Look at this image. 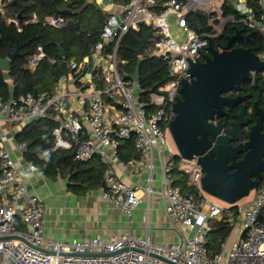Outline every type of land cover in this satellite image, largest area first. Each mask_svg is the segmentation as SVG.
I'll return each mask as SVG.
<instances>
[{"label": "built area", "instance_id": "built-area-1", "mask_svg": "<svg viewBox=\"0 0 264 264\" xmlns=\"http://www.w3.org/2000/svg\"><path fill=\"white\" fill-rule=\"evenodd\" d=\"M12 0H0V12ZM261 14L256 16L247 0H234V7L245 16L250 29H259L264 37V0H257ZM119 15L110 14L103 27L101 40L91 53L82 59L71 60L70 71L62 75L53 95H26L3 101L0 97V255L12 264H169L157 257H164L174 264H264V183L253 198L246 203L229 205L212 200L202 188L204 172L195 156L187 160L177 156L169 142V127L176 112L173 107L180 95L182 81L189 78L193 62L209 53L208 46L230 21L222 17L219 0H128L121 5ZM201 12L214 26L215 33L194 30L188 16ZM217 14L215 17L214 15ZM176 18L185 32L184 42H179L170 32L169 20ZM220 22L215 25V20ZM36 15L25 24L37 22ZM10 23L22 27L16 18ZM46 23L56 29L65 25L62 15L50 16ZM142 26L153 30L148 41V53L161 59L169 68L170 78L155 91L144 94L140 82L126 77L120 65L128 64L118 57L119 44L130 31ZM146 48V47H145ZM264 60V52L260 55ZM46 58L42 47L28 57L26 68L36 70ZM54 64L55 61L53 60ZM73 84L68 90L67 84ZM70 105L71 107H68ZM49 117L57 126L53 131V150L70 151L76 162L93 158L104 165L102 198L118 207L126 216L128 229L110 239L100 237L59 242L45 237L44 217L46 204L28 193L16 162L8 148L10 137L2 131V123L21 127L35 120ZM135 137L138 157L130 165L138 176L146 171L148 186L126 185L115 173L119 144ZM25 151L27 145H19ZM164 153L162 186L153 188L155 156ZM176 157L180 158L178 166ZM177 166L190 192L175 186L173 171ZM32 171L37 170L30 165ZM150 198L159 194L164 200L165 211L181 237L179 244L160 245L149 236L150 211L146 214V235L137 236L130 231L134 211L142 195ZM20 219L25 229H19ZM225 221L236 230L230 244H222V251L210 257L207 236L211 222ZM228 241V240H227ZM113 254L88 257L84 254Z\"/></svg>", "mask_w": 264, "mask_h": 264}, {"label": "trees", "instance_id": "trees-1", "mask_svg": "<svg viewBox=\"0 0 264 264\" xmlns=\"http://www.w3.org/2000/svg\"><path fill=\"white\" fill-rule=\"evenodd\" d=\"M128 1V0H123ZM162 3L169 0H156ZM221 1L222 17L230 19L221 34L213 39V46L222 49L228 42L229 37L243 30L246 36L253 32L249 39L243 37L234 42V47L250 49L251 52L262 55L264 52V37L259 29H250L245 23V16L234 7V0ZM247 4L253 8L259 17L262 10L257 0H247ZM68 11L63 14L65 25L56 29L46 23L50 16H58V11ZM36 15L37 22L25 24ZM215 17L217 14L214 15ZM10 18H16L22 31L18 26L10 23ZM108 14L104 12L95 0H12L6 4L5 12H0V57H7L13 53L19 44L21 55L11 62L8 75L14 82V97L26 95H40L42 93L51 95L54 92L56 81L67 74L69 63L72 59L78 61L89 55L92 48L101 40V33L107 21ZM189 25L199 33H215L214 26L209 24L208 17L196 13L188 16ZM220 20H215L217 25ZM142 26L139 31H130L119 44L118 57L120 60L128 61L126 65H120V71L124 74L134 73L138 61L135 49L138 48L139 40L148 30ZM59 45L65 51V56H59ZM39 47L46 53L37 69L32 71L26 68L27 59L33 55ZM145 60L141 66L140 85L144 94H149L154 87L163 86L170 78L169 68L161 59L151 57L148 53V45L144 50ZM55 61L53 64L52 61ZM259 82L264 87L263 77L258 74ZM248 87V81L243 83ZM0 93L5 100L8 99L9 88L5 80V74L0 71ZM4 100V101H5ZM9 100V99H8ZM6 100V101H8ZM57 123L49 118H41L26 125L17 134L19 144H31L30 150L25 153V159L36 165L47 176H67L70 174L71 188L76 190L100 189L104 174V166L93 158L87 162H76L73 156L66 150H53L55 140L53 131ZM65 156L59 161V167H55L58 156ZM118 156L122 162H131L138 157L135 150V137L123 140L119 144ZM174 185L181 188L183 192H190L182 178L180 171L175 168ZM264 183V180L259 186ZM258 186V187H259ZM257 187V188H258ZM0 199V207H1ZM211 230L207 236V245L210 257H214L222 251V244L227 242L234 231V227L225 221L211 222Z\"/></svg>", "mask_w": 264, "mask_h": 264}, {"label": "water", "instance_id": "water-1", "mask_svg": "<svg viewBox=\"0 0 264 264\" xmlns=\"http://www.w3.org/2000/svg\"><path fill=\"white\" fill-rule=\"evenodd\" d=\"M68 11H58L63 15ZM196 14H202L196 12ZM238 30L235 35L229 37L227 44L221 49H216L210 42L208 51L191 64L189 78L182 81L180 89L181 97L174 104L175 119L169 127L170 136L175 144L179 156L192 160L195 156L202 167L204 176L202 188L211 197L235 205L259 186V181L264 179V132L263 122L258 119L257 123L250 128L249 140L233 147V138L241 139L242 127L249 121L242 119L244 108L237 114V121L233 128L224 129L225 125L220 121L213 125L210 121L215 117L220 118L225 114V107H233L244 98H230L223 96L231 90H240L244 81L253 80L256 73L264 72V60L260 55L251 52L250 49L234 47V42L243 37L247 39L253 36ZM153 30L146 31L139 40L135 54L138 57L136 69L126 77L141 81V66L144 60L145 47ZM20 45L7 57H0V70L10 71L11 62L21 55ZM59 56L64 57L65 51L59 45ZM257 82L258 79H255ZM154 87L152 91H155ZM214 127V128H213ZM211 128L214 130L211 132ZM246 147L248 152L244 158L237 161L236 155ZM31 144L27 145L26 151L30 150ZM65 156H58L55 167ZM231 161V163H229ZM253 175L257 179H253ZM103 188H106L103 183ZM113 254L87 253L84 256H112ZM169 264H174L164 257H157Z\"/></svg>", "mask_w": 264, "mask_h": 264}, {"label": "crops", "instance_id": "crops-1", "mask_svg": "<svg viewBox=\"0 0 264 264\" xmlns=\"http://www.w3.org/2000/svg\"><path fill=\"white\" fill-rule=\"evenodd\" d=\"M95 1L98 6L108 14V16L111 13L116 15L121 14V5L125 2L123 0ZM2 72L5 74V80L9 88V95L7 98H13V90L15 87L14 82L8 75L9 71ZM58 80L56 81L54 92L51 95L55 93ZM67 88L68 90H71L73 88V84H67ZM41 95L48 94L42 93L35 96ZM0 97L3 101L5 100L1 93ZM68 107L71 106L68 105ZM1 126L2 131L7 133L10 137L8 148L11 152L12 158L17 164L23 181L28 187L29 195L37 197L46 204L47 213L44 217L45 237L66 243L73 242L74 240L92 239L95 237L107 240L115 235L125 232L128 229L126 216L118 209V207L102 198L104 190V176L100 189L85 190L84 188H78L73 190L71 188L70 174L68 177L62 175L49 177L36 165L37 170L32 171L30 169V165L34 164L25 159L24 155L27 151L26 149L25 151H22L19 147L21 144L17 141V134L23 130L21 123H2ZM166 160L167 157L164 153H159L155 156V167L152 173L154 180L152 186L158 191L162 186V165L166 162ZM121 161L122 160L118 156L117 161H115V173L117 177L126 185L131 186L138 183L142 187L146 188L148 186L146 178L150 175L149 171H146L143 177L140 178L131 165L129 167H124ZM177 169L180 171L179 168ZM140 195H142V201L134 211L129 227L130 231L140 237H144L146 235V214L147 210H149V236L152 241L160 245H169L172 243L179 244L181 242V237L165 211L162 196L154 194L148 198L147 196H144L143 193ZM17 225L19 229H25V226L20 219H18ZM10 264H12L11 261Z\"/></svg>", "mask_w": 264, "mask_h": 264}, {"label": "flooded vegetation", "instance_id": "flooded-vegetation-1", "mask_svg": "<svg viewBox=\"0 0 264 264\" xmlns=\"http://www.w3.org/2000/svg\"><path fill=\"white\" fill-rule=\"evenodd\" d=\"M207 54H210V52ZM258 74H260L264 80V72L256 73L254 75L255 77L253 78V80L248 81L250 83L248 87L246 85L245 87L243 86V83L246 82L244 81L241 84L240 90L238 91L231 90L227 93H224L223 96L225 97H230V98L243 97L244 99L241 102L234 105L233 107L226 106L224 115H222L220 118L215 117L214 120L210 121V123H213V125H217L221 121L225 125L224 129H231L233 128V124L238 119L236 115L239 114L244 108V114L242 119L249 121V123L248 125L242 127V130L244 132L242 134L241 139H237L236 137L233 138V140L231 141L233 147H236L241 143H246L249 140L250 128L257 123L258 119H261L263 122L262 132H264V87L262 83L259 82ZM255 79H258V81L256 82ZM180 97L181 94L177 97V101ZM213 128L210 129L211 132L214 130ZM247 152L248 150L246 149L245 146H243V150L236 155V160L239 161L243 159ZM229 163H231V161ZM253 179H257V177L253 175ZM262 181H259V184Z\"/></svg>", "mask_w": 264, "mask_h": 264}, {"label": "rangeland", "instance_id": "rangeland-1", "mask_svg": "<svg viewBox=\"0 0 264 264\" xmlns=\"http://www.w3.org/2000/svg\"><path fill=\"white\" fill-rule=\"evenodd\" d=\"M169 23H170V32H171L172 36H174L179 42H184V40H185V32H184V30L179 28L178 25L176 24V18L175 17H171L170 20H169ZM169 142H170V145H171L172 149L176 152V155L179 156L178 151H177V149L175 147V144H174V142H173V140H172L170 135H169ZM179 161H180V158L176 157V162H177L178 166L181 167L182 164H180ZM178 166H177V168H179ZM174 177H175V175H174ZM255 192H256V189L253 190L250 193L249 196H247L244 199H242L241 201H239V203H246V202L250 201L253 198ZM209 197L212 200L215 199V198H213L211 196H209ZM236 232H237L236 230L233 231V233L231 234L230 238L227 241L228 244H230L232 242V240L236 237ZM0 263L10 264V260L0 255Z\"/></svg>", "mask_w": 264, "mask_h": 264}]
</instances>
